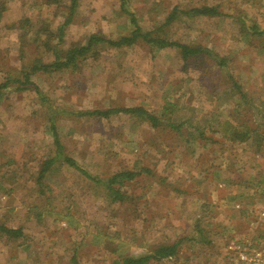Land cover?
I'll list each match as a JSON object with an SVG mask.
<instances>
[{
	"label": "rangeland",
	"instance_id": "1",
	"mask_svg": "<svg viewBox=\"0 0 264 264\" xmlns=\"http://www.w3.org/2000/svg\"><path fill=\"white\" fill-rule=\"evenodd\" d=\"M2 3L0 85L8 86L0 89V228L22 236L0 230V264H114L183 239L192 240L176 257L151 264H242L230 245L249 256L264 250V34L246 30L256 24L264 33V0H78L63 32L69 0ZM206 6L221 16L189 13ZM130 14L144 32L226 59L247 100L211 59L187 65L176 49L144 43L96 50L76 67L33 74L34 86L17 90L16 79L52 64L56 52L64 58L95 34L128 36ZM128 108L184 124L177 132L123 113L88 115ZM227 122L256 134L229 142L217 127ZM65 156L102 180L143 168L152 175L126 183L127 199L117 202L65 165Z\"/></svg>",
	"mask_w": 264,
	"mask_h": 264
},
{
	"label": "trees",
	"instance_id": "2",
	"mask_svg": "<svg viewBox=\"0 0 264 264\" xmlns=\"http://www.w3.org/2000/svg\"><path fill=\"white\" fill-rule=\"evenodd\" d=\"M69 15L68 18L65 20L62 27L59 29L60 32H63L65 27L70 24L71 19L74 16L76 11L78 0H69ZM49 5L55 4L59 5L63 3V0H47ZM3 3L0 4V20L2 18L3 12ZM122 7H125L124 3L121 4ZM190 14L196 17H220L221 13L218 11L216 7H201L196 9H191L189 11ZM130 22H131V32L128 36H123L118 39H111L106 37L102 34H95L92 35L85 45L75 46L67 51L64 58H60L61 55L56 52L55 53V60L52 64L49 65H42V66H33L31 71L24 73L23 79H16L14 82L17 83L20 87L17 90L22 91L27 86L34 84L31 82L30 77L37 72H54L61 70L63 68L68 67H76L78 66L79 62L82 60L87 59L90 57L93 52L96 50H102L105 47H112V48H122V47H132L138 43L147 44L151 49H165V48H174L178 51L181 61L183 64L189 65V62L197 59H211L214 62V65L218 66L225 74L229 77L230 82L233 84V87L236 88L238 94L240 95L241 100H247L246 94L243 92L242 88L234 81L232 75L228 70V62L226 59L222 58L219 54L215 53L214 51L198 46V45H187L182 44L179 42H172L161 35H157L152 32H144L143 29L138 25L137 19L134 14H130ZM175 19V14L173 16H169L167 22L164 26L171 25L172 21ZM251 25L252 22L248 21ZM248 31V35L250 37L254 36H261L264 33L259 31L256 24H253L246 29ZM89 55V56H88ZM8 83H4L0 85V89L7 88ZM127 114L136 116L141 120L149 121L150 126L153 129L158 128H168L175 131H180L183 127L184 123L181 125H173L169 123L166 125L164 123V119L166 114L163 113L161 116H157L155 114H151L142 108H128V109H112L107 111H93L89 112V116H97L101 118H109L113 115L118 114ZM226 127H224L221 123H218L217 127L219 132H222L223 137L227 139V141L236 143V144H245L247 143L254 135L256 131H253L249 128L240 129L239 126H236L234 123H224ZM264 123H262L263 125ZM222 128H224L222 130ZM53 130V138L54 143L61 148L59 143L58 134L55 130V127H52ZM215 132V131H212ZM191 135V134H190ZM200 139H204V132L200 133ZM204 145H207L206 142ZM62 149V148H61ZM60 152V151H59ZM62 156L61 154L57 155ZM48 158L38 177L39 182H41L43 176L50 170V168L58 161V157ZM65 163L68 167L77 170L80 172L86 179L101 185L107 188V191L112 198L117 202H123L127 197H125L122 193L121 187L125 186L126 183H131L135 181L142 173L147 174L148 176L152 175V171L149 168H143L142 173L132 170H125L119 173H116L111 178L107 180L98 179L97 177L93 176L89 173L86 169L82 168L75 160L65 156L60 159ZM242 203V201H240ZM239 202V203H240ZM0 230L8 235L12 236L13 238H20L22 236V231L20 230H12L6 229L4 227L0 228ZM192 239H183L179 243L173 245H161L158 246L155 250L149 251L148 254L139 255V256H125L119 258L114 264H151L152 262H159L165 259H171L177 256L179 246L185 241H191ZM117 250V249H116ZM116 250L114 252L117 254ZM74 264H77L74 262Z\"/></svg>",
	"mask_w": 264,
	"mask_h": 264
},
{
	"label": "built area",
	"instance_id": "3",
	"mask_svg": "<svg viewBox=\"0 0 264 264\" xmlns=\"http://www.w3.org/2000/svg\"><path fill=\"white\" fill-rule=\"evenodd\" d=\"M262 215L264 216V213H262ZM229 250H238V255L240 254L238 261L242 264H264V250L253 251L252 253L254 254L251 256H249V253H244L241 248L235 246L234 244L229 246ZM248 256L252 258L249 259Z\"/></svg>",
	"mask_w": 264,
	"mask_h": 264
}]
</instances>
